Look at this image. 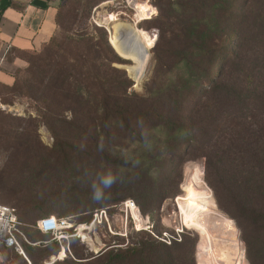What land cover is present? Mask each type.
<instances>
[{"label": "trees", "instance_id": "obj_1", "mask_svg": "<svg viewBox=\"0 0 264 264\" xmlns=\"http://www.w3.org/2000/svg\"><path fill=\"white\" fill-rule=\"evenodd\" d=\"M65 2L56 31L39 51L46 70L22 92L37 113L26 123L46 126L57 140L50 169L60 175L73 170L80 154L66 150L72 134L111 172L97 210L133 200L141 213H150L160 197L153 181L158 163L167 156L183 162L201 157L220 207L242 230L258 228L264 239V0H158L157 39L146 32L148 48L155 43L150 68L153 61L156 68L142 92L113 66L128 60L105 30L74 32L61 45ZM166 173L171 178L172 171ZM92 219L91 212L87 222ZM181 233L166 242L140 231L149 238L118 239L96 255H75L80 261L72 264H188ZM21 242L33 261L32 248Z\"/></svg>", "mask_w": 264, "mask_h": 264}, {"label": "rangeland", "instance_id": "obj_2", "mask_svg": "<svg viewBox=\"0 0 264 264\" xmlns=\"http://www.w3.org/2000/svg\"><path fill=\"white\" fill-rule=\"evenodd\" d=\"M157 3L158 0H67L60 19L58 41L64 45L72 33L94 32L95 27L105 30L110 37L113 16L117 15L121 21L144 34L147 45L146 32L156 34L157 39L158 28L161 26L159 21H155L159 13ZM234 36L231 33L228 40L232 42ZM154 44L149 48L147 45L148 59L138 80L130 74L128 66L134 65V60L130 57L121 56L128 60L126 64H113L127 72L135 82L133 89L137 92L143 91L146 77L152 76L156 68V61H153L150 68ZM18 55L23 60L7 69L6 79L0 80V203L17 208L24 234L22 241L25 247L32 248L34 260L31 258L30 261L10 249L8 259L11 264H72L78 260L74 258L75 255H96L107 244L115 243L118 239H124L126 243L129 240H147L149 237L146 234L137 235L140 231L147 232L154 238L161 235V240L172 239L174 231L182 232V238L187 243L183 250L187 254V263L191 264L193 250L195 264H199L197 257L205 264L204 258L201 259L199 254V250L202 253V233L199 227L187 223L181 217L177 206V197L189 188L185 182L189 178L191 167L196 170L195 177L211 193L216 208L234 221L237 227L235 241L240 244L241 256L246 264L264 261L262 233L258 228L246 225H243L242 230L237 220L220 207L214 189L205 179V160L201 157L183 162L173 161L172 156H167L164 162L158 163V172H155L153 181L156 184L155 192L160 197L150 213L140 212L145 224L135 210H127L122 203L97 210V205L104 200L106 192H109L110 183H106L110 181L109 167L98 165L99 161L94 157L97 152L89 144L77 141L70 134L71 141L66 143V150L70 154H80L72 163L73 170L60 175L53 168L50 169L52 161H49V157L50 154L56 156L54 144L57 140L46 126L26 123L29 117H35L37 113L34 102L22 94L46 70V61L44 58L40 60L39 51ZM229 64L231 69L235 66L233 61ZM84 168L87 174H84ZM168 170L172 171L171 178L166 173ZM89 172H93L95 177ZM164 196L166 197L161 198ZM91 212L93 219L87 222ZM49 214L69 218L74 224L68 232V238L63 240V244L70 248V252L67 251L63 258H60L62 244L51 235L41 233L36 227L37 220ZM92 223L91 230L85 231L86 238L77 235L79 226ZM206 227L210 235L218 240V244L232 240L215 220ZM230 264H237L236 259Z\"/></svg>", "mask_w": 264, "mask_h": 264}, {"label": "bare ground", "instance_id": "obj_3", "mask_svg": "<svg viewBox=\"0 0 264 264\" xmlns=\"http://www.w3.org/2000/svg\"><path fill=\"white\" fill-rule=\"evenodd\" d=\"M112 22L111 45L113 44V47L116 49L115 51L120 56L124 58L125 56L130 57L134 60V65L127 66L130 74L134 79L138 80L148 59L145 36L140 31L121 21L117 15L113 16ZM195 174V168H189V178L185 182L187 186L189 185V188L185 189L184 194L177 197V206L181 212V217L187 223L199 227L202 233V255L205 264H230L235 259L237 264H246V261L241 256L240 244L235 241L237 238V227L234 221L220 213L221 211L216 208L211 193L195 177ZM133 210L138 213L145 224L144 216L140 213L139 208L136 207ZM213 220L226 230L230 235L229 238L232 239L231 241L218 244V240L210 235L206 225L210 224ZM92 227L93 224L79 226L78 236L86 238L85 231L91 230ZM65 255L66 252L63 250L60 253V258H63Z\"/></svg>", "mask_w": 264, "mask_h": 264}, {"label": "crops", "instance_id": "obj_4", "mask_svg": "<svg viewBox=\"0 0 264 264\" xmlns=\"http://www.w3.org/2000/svg\"><path fill=\"white\" fill-rule=\"evenodd\" d=\"M65 1L0 0V80L6 79L7 69L23 60L18 53L41 51L50 41ZM9 250L0 246V264H11Z\"/></svg>", "mask_w": 264, "mask_h": 264}, {"label": "built area", "instance_id": "obj_5", "mask_svg": "<svg viewBox=\"0 0 264 264\" xmlns=\"http://www.w3.org/2000/svg\"><path fill=\"white\" fill-rule=\"evenodd\" d=\"M121 205L130 211L138 207L133 200H127ZM93 223H95V221ZM36 227L43 234L51 235L54 240L62 244V249L65 252H70L69 245L63 244V240H66L69 236V230L74 227V224L69 218L50 215L40 218L36 223ZM180 233L181 232H177V234ZM23 236L22 222L20 221L17 209L12 205L0 203V246L13 249L18 254L26 257L21 242ZM164 241L169 242L170 240L164 239Z\"/></svg>", "mask_w": 264, "mask_h": 264}, {"label": "water", "instance_id": "obj_6", "mask_svg": "<svg viewBox=\"0 0 264 264\" xmlns=\"http://www.w3.org/2000/svg\"><path fill=\"white\" fill-rule=\"evenodd\" d=\"M109 41H110V43H111V38H109ZM118 53V52H117ZM119 54V53H118ZM125 54H127V53H125ZM120 55V54H119ZM197 247H198V243H197Z\"/></svg>", "mask_w": 264, "mask_h": 264}, {"label": "clouds", "instance_id": "obj_7", "mask_svg": "<svg viewBox=\"0 0 264 264\" xmlns=\"http://www.w3.org/2000/svg\"><path fill=\"white\" fill-rule=\"evenodd\" d=\"M106 183H111V181H107Z\"/></svg>", "mask_w": 264, "mask_h": 264}]
</instances>
